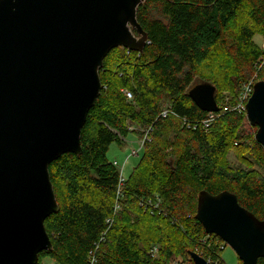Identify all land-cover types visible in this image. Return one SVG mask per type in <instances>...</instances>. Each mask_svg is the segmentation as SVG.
<instances>
[{
    "label": "trees",
    "instance_id": "16d2710c",
    "mask_svg": "<svg viewBox=\"0 0 264 264\" xmlns=\"http://www.w3.org/2000/svg\"><path fill=\"white\" fill-rule=\"evenodd\" d=\"M136 18L148 36L142 52L116 47L106 55L99 71L101 91L80 132L81 153L63 154L49 165L59 211L44 221L52 250L39 253L36 264L46 257L55 264H167L172 239L167 238L164 249L161 239L152 243L159 244L161 256L154 258L149 247L142 248L138 223L115 220L114 207L126 198L159 207L151 216L166 219L185 241L178 251L189 264H194L189 251L211 264L223 262L211 238L224 242L206 234L194 217L200 191L232 192L241 206L264 220V175L230 172L220 163L228 147L241 144L238 128L248 119L232 109L235 94L223 111L218 82L201 73L212 50H220L239 71L238 92L254 73L264 80L263 50L254 41L256 34L264 38V0H144ZM204 82L216 87L219 106L207 128L202 121L208 112L187 94ZM166 99L174 115L162 118ZM133 125L151 130L141 159L117 195L119 171L107 151L112 143L122 146ZM249 137L264 168V148ZM256 264H264V258Z\"/></svg>",
    "mask_w": 264,
    "mask_h": 264
},
{
    "label": "water",
    "instance_id": "95a60500",
    "mask_svg": "<svg viewBox=\"0 0 264 264\" xmlns=\"http://www.w3.org/2000/svg\"><path fill=\"white\" fill-rule=\"evenodd\" d=\"M144 0H0V264H36L52 250L44 221L59 211L49 165L81 153L80 132L101 91L99 71L116 47L142 52L136 18ZM216 87L188 96L217 112ZM245 115L264 148V80ZM195 219L229 245L242 264L264 258V220L234 193L199 192ZM194 264H211L189 251Z\"/></svg>",
    "mask_w": 264,
    "mask_h": 264
},
{
    "label": "rangeland",
    "instance_id": "374dc122",
    "mask_svg": "<svg viewBox=\"0 0 264 264\" xmlns=\"http://www.w3.org/2000/svg\"><path fill=\"white\" fill-rule=\"evenodd\" d=\"M244 20L245 17L241 15L240 21ZM254 41L259 45L260 49L264 47V38L261 34H256L254 36ZM244 68L246 71L247 67H243L240 70L242 71ZM259 68L260 67H258V69ZM201 73L204 77L215 78L219 85V100L221 103H224L223 105L229 106V102L232 100L231 96L235 94V97H237L239 93L236 82L239 71L235 67L234 63L231 62V59L227 56V53L225 51L212 50L210 59H208L205 66L202 67ZM253 75L257 76V73H254ZM168 103V99L163 101V109L169 105ZM131 127L135 128V130L133 133L131 132L128 134V136L123 141L124 144L122 146H118L116 143H112L110 144L107 151V158L109 160H116L119 166L123 165L122 176L124 179L128 178L130 172L137 165L142 156V148L139 149L137 155H134L133 152L139 148L140 141L142 140V136H139V133H143L144 131H142V129L138 130V127L135 125ZM238 129L242 131V138L240 140L241 144L237 147L233 145L228 147L221 156L220 163L226 166L230 172H234L239 169H245L264 175L262 161L258 159V153L257 158V154L252 147V138L249 137L250 134L251 136H254L256 130L250 127L247 120L243 122V124H241ZM151 202L154 203L152 200ZM158 208V206L142 207L137 202L133 204L132 200L126 198L124 201L115 205L114 212H116V217L114 218H116L115 220H117V222H119L118 219H120L121 222L129 221V223H138L143 239L142 248L147 246L149 247L148 251H150L153 246H157L159 249V244L160 248L162 247V249H164L167 244V238L172 239L174 244H170L172 254L168 258L167 264H189V261L180 255L178 251V247L182 243L185 244V241H182L178 236L179 234H177V232L168 226L166 219L161 216H151L153 213L156 214V212L159 211H156ZM110 223H112V218ZM159 239L162 240L161 243L159 242V244H152ZM208 239V237H205L203 240ZM211 241H213L214 244L219 245L218 256H220L223 260L221 263L215 260L214 264H242L234 250L229 245L218 242V240H214L212 238ZM201 243L203 244V242ZM158 257L159 256L157 253L154 258ZM42 264H55V262L46 257L42 260Z\"/></svg>",
    "mask_w": 264,
    "mask_h": 264
},
{
    "label": "built area",
    "instance_id": "2783aa9c",
    "mask_svg": "<svg viewBox=\"0 0 264 264\" xmlns=\"http://www.w3.org/2000/svg\"><path fill=\"white\" fill-rule=\"evenodd\" d=\"M262 50L264 52V47L262 48ZM262 61L264 62V54H263V60ZM256 81H258L257 76L253 75L247 81H245L242 84V86L240 87L239 93H238V95L236 97L235 104L232 107L233 110H235V111H237L239 113L245 112V105H246L249 97L252 94L253 86H254V83ZM123 92L125 93V96L127 97V99H131L132 98V94H131L130 91H128L127 89H124ZM222 108H223V111H226L227 109H229V106L228 105H223ZM169 115H174L173 112L171 111V107L170 106H167V107H165L164 109L161 110L160 117L165 118V117H167ZM214 118H215V112H208L207 117L202 121L203 127L207 128L211 124V122L214 120ZM150 130H151V127L145 128L143 130L144 131V135L142 137V140L140 141L139 148L136 149V151L133 152L134 155L138 154V151H139V149L142 148L141 146H143L145 140H148V136H149L148 132ZM112 162H113V165H115L118 168V171H119V186H118V190H117V195H118L119 188H120L121 184L125 180L124 177L122 176L123 165L119 166V164H118V162L116 160H113ZM202 242H203V244L207 243L206 240H203ZM149 252H150V255L152 257H154L157 254V252H158V247L157 246H153L150 249Z\"/></svg>",
    "mask_w": 264,
    "mask_h": 264
}]
</instances>
